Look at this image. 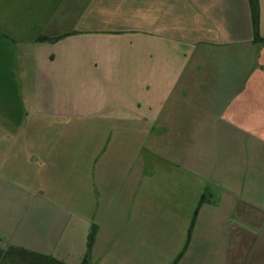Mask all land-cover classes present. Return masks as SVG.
<instances>
[{
  "label": "crops",
  "instance_id": "crops-1",
  "mask_svg": "<svg viewBox=\"0 0 264 264\" xmlns=\"http://www.w3.org/2000/svg\"><path fill=\"white\" fill-rule=\"evenodd\" d=\"M62 1L64 12L49 20L41 34L61 37L32 39L23 52L27 64L17 70L25 90H39L31 100L34 109L55 116L75 112L76 106L62 105L59 99L51 100L50 92L40 91L78 90L93 73L103 90L116 89L110 79L117 70V75L129 79L124 90L139 92L112 100V119L160 123L167 129L165 141L151 130L150 194L141 193L138 178L137 192L127 197L121 217L117 216L121 224L109 226V231L98 226L90 264H235L236 228L231 217L235 213L247 217L252 199L244 191L252 198L255 185L264 186V0H259L260 41L254 38L249 0ZM105 40L137 45L147 41L148 52L139 51L138 60L136 52L129 53L132 61L125 54L93 47ZM0 44V170L6 164L11 175L24 176L26 165H55L60 152L15 147L24 133L14 127L9 103V41L0 37ZM64 97L63 102H69ZM108 166L103 159L102 187ZM174 172L180 175L177 179ZM45 174L33 182L41 191L47 183ZM181 185L184 193H174ZM158 189L160 196L155 194ZM45 191L36 197L46 202L63 197ZM205 193L209 197L200 202ZM66 197L94 202V195ZM104 214L105 218L109 210ZM147 218L151 224L143 225ZM64 227L54 225L42 248L19 241L9 244L70 264L71 255L60 252L73 248L71 237H63ZM69 233L76 238L75 230Z\"/></svg>",
  "mask_w": 264,
  "mask_h": 264
},
{
  "label": "rangeland",
  "instance_id": "rangeland-1",
  "mask_svg": "<svg viewBox=\"0 0 264 264\" xmlns=\"http://www.w3.org/2000/svg\"><path fill=\"white\" fill-rule=\"evenodd\" d=\"M61 2L63 1L0 0V37L9 41V68L11 67L12 75V82L9 81V103L13 106L14 127L24 133V136L17 139L15 147L25 145L32 151L41 146L59 148L60 152L56 156L58 161L55 165L44 167L40 162L26 165L24 176L11 175L5 167L6 164L0 170V245L4 249L8 246L17 247L9 242L19 241L34 248H42L46 236L51 237L54 225L65 226L67 233H63V237H71L73 248L60 252L71 255L68 261L70 264H80L81 252H87L89 235L93 228L95 232L98 226H101V230L104 228L109 231V226L121 224H117V216L121 217L120 210L126 205L127 197L134 191L137 192L139 179L143 183L141 193L150 194L148 181L149 150L153 143L151 130L162 135L159 141H165L167 129L160 123L151 126L149 122H119L112 119V100L122 96L128 98L139 92L124 90L123 87L129 85L126 82L129 79L117 75V70L110 79L116 89L103 90V85L93 73L88 82L78 90L40 91L43 95L50 92L53 95L51 100L59 99L62 105L76 106L75 112L55 116L49 113L39 114L34 109L31 100L39 95V90H25L21 83L22 74L19 75L17 70L24 62L27 64L26 52L23 53L25 45L45 33L46 23L59 18L64 12ZM97 46L99 49L109 50L110 53L125 54L132 61L133 56L129 53L136 52L138 60L140 52H148L147 41L137 45L126 40H105L93 47L97 49ZM115 60L118 59H112ZM122 66L125 67V59ZM115 76H118V79L112 81ZM54 93L57 95L54 96ZM63 97L69 102L64 103ZM20 118H23L22 121ZM108 150L109 154L106 153ZM105 158L108 160L109 169L105 173L106 186L102 187L105 180L101 182L100 163ZM44 170L46 174L43 180L47 183L41 191L33 182L38 181L39 175L45 173ZM51 174L56 176L48 177ZM177 176L180 175L174 172V179H177ZM180 187L183 186H177L173 192L182 193V190L179 191ZM43 190H46L45 194L63 197L57 199L58 201L46 202L36 197L38 193L42 194ZM161 191L158 189L155 194L160 196L163 194ZM244 192V196L252 199L247 217H242L240 213L231 217V224L236 228L235 264H264V186L255 185L252 198L246 195L248 191ZM69 194L85 197L94 195V202L70 201L66 197ZM203 196L208 198L209 194L205 193ZM110 199H113V202L109 201ZM162 206L163 204L157 205V209H162ZM105 210H109V215L104 218ZM70 211L89 219L82 220ZM112 215L116 217L111 219ZM149 224V218L143 219V225ZM71 230L76 231V238L69 233Z\"/></svg>",
  "mask_w": 264,
  "mask_h": 264
},
{
  "label": "trees",
  "instance_id": "trees-1",
  "mask_svg": "<svg viewBox=\"0 0 264 264\" xmlns=\"http://www.w3.org/2000/svg\"><path fill=\"white\" fill-rule=\"evenodd\" d=\"M251 7V15H252V23H253V31L254 38L256 41H260L262 39L260 35V5L259 0H249ZM61 36L55 37H39V40H51L55 41L59 39ZM205 200V196H202L201 202ZM95 230H91L88 240V249L85 253L80 264H90V252L92 248V244L94 241ZM173 262L172 264H175ZM0 264H68L62 260L57 258L43 255L37 252H33L20 247L8 246L4 249L0 245Z\"/></svg>",
  "mask_w": 264,
  "mask_h": 264
}]
</instances>
